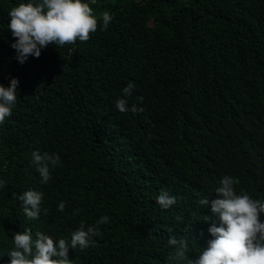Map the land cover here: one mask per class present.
Instances as JSON below:
<instances>
[{
  "label": "trees",
  "instance_id": "obj_1",
  "mask_svg": "<svg viewBox=\"0 0 264 264\" xmlns=\"http://www.w3.org/2000/svg\"><path fill=\"white\" fill-rule=\"evenodd\" d=\"M27 2L0 0V85L19 81L0 124V264L15 233L70 243L82 222L98 234L69 250L73 264H186L168 239L198 258L212 239L199 201L218 198L223 177L264 200V0H83L98 20L90 39L20 64L8 13ZM118 98L143 111L119 112ZM33 151L60 157L46 184ZM27 190L43 193L38 219L13 198ZM161 190L177 199L167 210Z\"/></svg>",
  "mask_w": 264,
  "mask_h": 264
},
{
  "label": "clouds",
  "instance_id": "obj_2",
  "mask_svg": "<svg viewBox=\"0 0 264 264\" xmlns=\"http://www.w3.org/2000/svg\"><path fill=\"white\" fill-rule=\"evenodd\" d=\"M8 14L11 19L7 27L15 39L10 47L15 50V59L20 64L25 63L30 56L39 58L41 50L49 45H70L77 40L87 42L90 34L98 28L92 8L83 0H29L13 7ZM112 19V14L105 11L101 30H107ZM18 84L19 81L13 78L8 87L0 85V124L12 115L17 103ZM133 87L129 83L123 89V95L130 96ZM137 99L142 103V97ZM115 107L121 113L137 114L143 111L135 104L127 107L125 98H118ZM32 163L41 177V183L46 184L51 179L50 170L60 165V157L55 153L33 151ZM235 183L234 178L225 176L216 189L218 198L211 202L208 198L199 201L202 206L208 207L210 204L212 214L211 217L204 216V222H211L208 233L212 239L208 241L207 247L197 259H189L188 240L170 236L168 245L175 249L173 260L186 264H264V220L261 219L264 200L253 199L244 192L237 194ZM4 186L5 181L0 180V188ZM13 198L21 202L20 207L27 218H39L42 192L27 190L19 196L13 194ZM65 203H59V211L64 210ZM156 203L161 209L167 210L177 203V199L168 191L161 190ZM108 221V216H102L97 225ZM97 234L98 228L90 226L85 230L82 222L71 233L70 243L64 238L55 241L41 232L35 233L36 239L33 241L31 230L26 229L12 237L14 249L7 253L9 264H73L69 259V250L95 246L92 236Z\"/></svg>",
  "mask_w": 264,
  "mask_h": 264
}]
</instances>
